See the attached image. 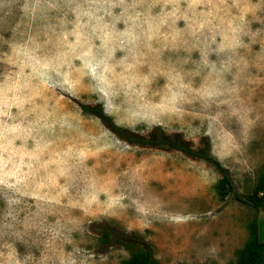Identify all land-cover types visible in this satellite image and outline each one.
Returning <instances> with one entry per match:
<instances>
[{
	"label": "rangeland",
	"instance_id": "rangeland-1",
	"mask_svg": "<svg viewBox=\"0 0 264 264\" xmlns=\"http://www.w3.org/2000/svg\"><path fill=\"white\" fill-rule=\"evenodd\" d=\"M209 138L238 194L264 170V0H0V264H122L144 239L158 264H232L259 208L219 170L133 145Z\"/></svg>",
	"mask_w": 264,
	"mask_h": 264
},
{
	"label": "trees",
	"instance_id": "trees-1",
	"mask_svg": "<svg viewBox=\"0 0 264 264\" xmlns=\"http://www.w3.org/2000/svg\"><path fill=\"white\" fill-rule=\"evenodd\" d=\"M82 109L84 112L101 118L114 133L130 144L163 150H178L194 159H202L211 163L221 174V179L216 186L221 201H225L229 195H232L238 201L249 204L256 209L259 208L258 196L264 193V170L258 179V183L253 194L248 195L245 199H243L235 190L228 169L224 168L212 155L209 138L206 139L203 146L195 148L190 141L182 136L181 133L170 134L160 126L152 128L148 135H141L119 126L113 121L112 117L104 112L101 105H82ZM250 232L251 239L242 249L239 250L238 258L236 262L232 264H264V241H260L258 238L257 221L250 224ZM100 233L104 242H108L109 245H113V243L121 244L127 247L136 243L142 245V249L140 251L124 260L122 264H158L156 259L153 257L151 247L144 239L137 238V236L132 233L130 234L120 231L113 228L111 225L101 226Z\"/></svg>",
	"mask_w": 264,
	"mask_h": 264
}]
</instances>
